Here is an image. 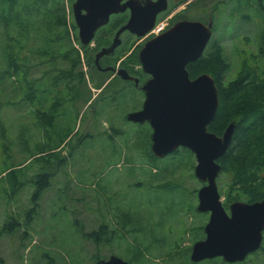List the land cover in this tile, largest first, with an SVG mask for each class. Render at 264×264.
Instances as JSON below:
<instances>
[{
  "label": "rangeland",
  "instance_id": "obj_1",
  "mask_svg": "<svg viewBox=\"0 0 264 264\" xmlns=\"http://www.w3.org/2000/svg\"><path fill=\"white\" fill-rule=\"evenodd\" d=\"M17 1L19 7L26 11L23 17L29 23L32 33L37 34L41 28L38 33L51 35L59 52L51 55H44L42 51L40 55L32 53L33 64L29 76L38 78L39 83L47 84L49 88L46 99L38 104L24 97L25 90L19 81L11 79V82L7 78L8 73L3 71V49L0 44V179L6 174L4 170L13 164L23 167L25 177L21 179L25 182L24 190L17 196L18 200L14 199V203L6 197L11 179L0 181V226L11 212L23 218L20 231L5 234L0 239V264H95L97 258H108L114 253L127 257L123 254L124 246L143 241L142 231L125 234L116 225L118 230L113 234L114 240L100 246L84 234V231L97 229L102 223H108L113 228L116 221H121V211L115 208L114 201L123 203L121 206L135 225H147L155 230L154 234L166 232L161 225H157L159 222L165 221L164 224L170 228L169 241L172 248L169 256L165 249L156 251L151 248L145 254L147 258L155 259L151 264H188L184 256L187 252L191 253L194 240L203 235L200 228L206 222V216L197 215L193 211V207L198 205V190L203 185L193 175L195 155L194 158L185 155L177 161L167 157L151 163L136 150L129 153L125 139L132 137L142 142L143 136L140 134V124L125 120V117L129 112L142 107L143 92L124 84L121 88L124 95L117 102H111L112 90L101 92L94 86L113 75L109 76V72L101 74V71L90 69L87 65L84 50H80L78 28L77 31L74 29L75 0H41V4L37 5L40 19L33 13H27L31 10L24 6V0ZM26 1L33 3L34 0ZM175 1L179 2L170 0V5L174 6ZM202 1L207 0H194L191 7L183 4L180 6L181 14L208 21L211 15L209 9L212 10L216 4L211 2L210 6L201 8ZM253 1L223 0L217 10H213L214 36L221 40L231 64L230 76H236L242 64L256 63L253 58L261 45L264 32V7ZM184 6L187 8L184 9ZM207 11L210 12L208 15ZM173 13L166 14L163 19L170 21ZM42 40L44 38L38 35L37 41L40 43ZM141 40L135 38L129 44L131 46L126 54H130L132 47ZM92 46L87 51L90 57L96 47ZM73 64L76 69L72 68ZM79 68L87 75V86L80 84L81 90L85 93L91 90L93 97L99 94L93 103L81 96L75 99L76 102L70 101L76 95ZM90 74L94 79L88 78ZM118 86L113 90L120 89V81ZM55 100L61 101L57 109L61 113L66 112V117L51 134L46 135V143L48 140L60 139L65 133L76 134L78 129L80 134H87V137L83 139L85 144L73 151V155L70 154V138L48 151L51 155H58L55 158L59 161V157L68 158L65 162L54 161L48 166L42 159L38 161L39 157L34 158L44 139V136L39 135L36 116H42V113L50 115ZM78 138L82 137L79 135ZM75 141L76 138L73 144ZM130 154L134 159L130 158ZM32 158L34 160L30 162ZM41 172H51L52 175L39 182L37 175ZM167 180L170 181L168 186L160 190L158 184L161 181L166 183ZM217 181L220 191L228 192L229 179L220 175ZM176 184L183 185V193H172ZM44 185L47 188L37 201V212L30 217L28 210L33 206V193L37 187ZM222 200L226 201V194L222 195ZM176 208L182 211L170 222L169 215ZM150 240L157 242L155 238ZM132 258L141 264L139 259ZM213 259L203 260L199 264H231L223 263L221 258ZM242 263L264 264V241L262 247Z\"/></svg>",
  "mask_w": 264,
  "mask_h": 264
},
{
  "label": "trees",
  "instance_id": "obj_2",
  "mask_svg": "<svg viewBox=\"0 0 264 264\" xmlns=\"http://www.w3.org/2000/svg\"><path fill=\"white\" fill-rule=\"evenodd\" d=\"M24 1V6L31 10L27 13H33L35 16L38 17V19H40L41 13L37 9V5L41 4V0H34L33 3L28 2L26 0ZM183 1L187 0H182L180 1L182 3L179 4H183ZM258 3L264 7V3L260 1ZM24 12L26 13L25 10H22L19 7V1L0 0V26L2 27V33H0L2 34V40L0 41V44L2 47L1 49H3L1 57L4 63L3 66L5 67L3 71L8 73L7 78L11 82H13L11 80L13 79L14 82L19 81L20 84L23 85V88L25 90V98L40 104L43 99H46V95L48 93L49 88L47 84L42 85L41 83H39L40 80H38V78H31L29 76L30 67L33 64L31 59L32 53L35 54L37 52L40 55V52L42 51L44 55H51L56 54L59 51L54 45L51 39V35L46 33H38L40 32L41 28L37 30V34L32 33L31 29L29 28V23H26L25 17H23ZM128 17V12L114 15L111 17V20L107 26L97 31L94 40L96 46L93 49L94 53L102 46H110L114 34L122 25L127 22ZM58 22L66 24V22L64 23L61 20H59ZM32 29L34 28L32 27ZM74 29L75 31H77V27L75 24ZM38 35L44 38V40H42L40 43L37 41ZM127 37L125 43L120 46L119 49L117 48V53L115 57L111 60V63H113L112 70H115L117 68L116 65H118L119 60L128 52L129 46H131L129 44H131L132 42V37ZM261 43L262 44L260 47V53H258L253 58L256 59V63L254 62V65L251 66L245 65L247 67L241 68L236 76H230L231 64L228 62V58L225 55L223 46H218L217 44L214 47L212 45L208 53H205L195 62H191L187 66L189 75L192 79L198 77L203 73H207L215 79V83L218 88L219 104L215 117L208 125V130L217 134L218 136H222L231 122L234 121L236 124L230 145L226 153L218 160L221 164L220 175H225L229 179L228 192H223L221 190L222 195L226 194V201L224 202L226 208H228L229 204L234 200H242L248 203L264 200V32L261 36ZM79 44L80 50L81 48L84 50L87 65L90 67V69L94 68L99 71L93 59L95 57L94 53L92 54L93 57L92 55L91 57L87 55V51L90 46H86L82 43ZM140 47L141 46H138L129 54V63L131 64V66L129 65V63L127 64L126 61L121 63V66L126 68L127 70H134V68L140 66L138 70L141 75L139 79V87H136L133 84H128V82L122 80L120 76L116 75L117 78H112L108 82V84L101 90V92L109 89L112 90L113 94L110 95L111 102H117L118 98L124 95L121 89L124 84H127L130 87L133 86L137 89V91L140 90L141 92H143L140 86L145 83L146 79L148 78V75L141 68V64L138 57ZM56 56L57 55L53 56V58H55ZM79 57L80 53L77 57V60H79ZM74 64L72 65V68L76 69ZM100 64L103 66L104 62L101 60ZM108 72L109 76L113 74L110 71ZM100 73L105 74L107 72L101 71ZM86 77L87 75L83 71V69L79 68L76 76V95L73 96L70 101L76 102L75 99L81 96L85 98L88 102L92 101L93 103L94 100L97 98L99 94L95 98H93L91 90L88 89V93H85L81 90L80 84H84L85 86H87ZM88 78L94 79L91 74ZM108 79L109 78H105V80H101L100 83H95L94 86L98 89H101L103 84ZM118 81H120V89L114 91L113 89L119 87ZM59 105H61V101L55 100L52 106L53 109L51 110L52 113L50 115L42 113V116H36V125L39 131V135L41 137L44 136V139L42 141L43 144L41 149L38 148V151L34 155V158L39 157L37 158V160L39 161L42 159L44 161L43 163L48 166L51 165L54 161L62 163L65 162L66 159H62L59 157V161L57 160V158H55L58 157V155H51L48 151H51L54 148L60 146V144L63 143L66 138H70V141H72L70 154L73 155V151H76L82 145L85 144L86 141H84L83 139L84 137H87V134H80L78 129L76 131L77 133L75 132L76 134L65 133L60 139L56 141L48 140V142L46 143V135L51 134L52 130L56 129V127L63 122L62 120H65L66 112L61 113L57 109ZM125 120H127L126 117ZM139 126L141 129L140 134L141 136H143L142 142H139L138 140H133L132 137L131 139L126 138V148L129 153L130 151L136 150L138 151V153H142L140 155H142V157L148 160L149 162L156 163L159 159L162 158H159L152 153V128L148 123ZM123 132L126 133L124 129ZM79 135L82 137L81 139L78 138ZM58 136L59 134L57 131V137ZM75 138L76 143L73 144ZM45 155H48V157H46ZM185 155H190L194 158V153L188 148L184 147L177 149L175 152L171 153L170 155L164 158L169 157L170 160L177 161L179 160V158L181 160V158H183ZM34 158H32L30 162L33 161ZM130 158L134 159L132 154H130ZM192 165L196 166V161H194ZM20 166L21 165L17 164L8 166L4 170L6 174L3 175L0 179V181H8L9 178L11 179L12 185L9 184L10 190L6 191V197L9 200L12 199L11 203H14V199L18 200L17 196H19L21 191L24 190L25 182H23L21 179H25V177L24 171L22 169L23 167ZM51 175V172H41L37 175V179L40 182L42 178H45L47 180L51 177ZM193 175L195 176V172L193 173ZM161 182L158 184V188L160 190H163V188H165L166 185L170 183L169 180H167L166 183ZM46 188L47 185L39 186L34 191L33 196L31 198L33 206L28 210V214L30 217H33V213L37 212V201L39 200L41 194ZM172 193H183V185H174ZM114 203L115 208L121 211V213L119 214L121 216V221H116L113 228L108 223H102L97 229H92L88 232L84 231V234L87 238L96 242L97 246H100L105 243L109 244L114 240L113 234L118 230V228L116 227L117 225L118 227H120L119 230H121L125 234L139 231H142L143 233V241L137 242V244H130V246H124L125 252L123 254H126L127 257L121 254H117L123 257L124 259L129 260L132 264L138 263V261L135 262L132 257H136L137 259H139L141 264H151V262L155 259L147 258L145 256V254H147L151 248L156 251H160V249H165L166 255L169 256V250L170 248H172V243L169 241L170 228H167V225L164 224L165 221L159 222L157 225H161L164 229H166V232H164L163 234H154L155 230L147 225L133 224L131 216L126 214L124 208L121 206L123 203L118 201H114ZM109 205L111 204L109 203ZM180 211H182L181 208H176V210L171 215H169L171 217H169L168 220L171 222L172 220L176 219V215ZM193 211H195L197 215L206 216V222L200 228L202 230L203 235L200 238L195 239V242L205 237L204 227L207 223L208 215L206 213L198 212L195 206L193 207ZM166 218L167 216H165V219ZM22 219V216L18 217L14 215L13 212L8 214L5 217L3 225L0 226V239L5 234L10 235L18 230L20 231L23 225ZM137 227H141L143 229H137ZM152 238L157 239V242L154 243L153 240H150ZM165 243L167 244V247H165ZM119 247H121V245H119ZM189 256V252H187L184 256L188 264L190 261ZM222 262L225 263L223 260ZM235 264L243 263L241 262Z\"/></svg>",
  "mask_w": 264,
  "mask_h": 264
},
{
  "label": "water",
  "instance_id": "obj_3",
  "mask_svg": "<svg viewBox=\"0 0 264 264\" xmlns=\"http://www.w3.org/2000/svg\"><path fill=\"white\" fill-rule=\"evenodd\" d=\"M168 5V0H76L73 13L79 38L82 44L89 45L112 15L130 10L128 22L115 35V44L97 53L99 66L101 56L115 52L124 32L144 36ZM211 35L210 25L186 19L147 41L139 52L142 68L150 75L141 87L145 100L142 109L128 113L127 119L151 125V150L157 157H165L180 147L195 154V175L205 183L198 192L197 209L210 212V218L204 228L206 237L192 247L191 260L199 262L222 257L233 263L243 261L262 245L264 200L235 201L230 205V213L222 202L217 184L221 171L218 160L226 153L236 124L231 122L222 136L208 130L219 104L215 79L207 73L192 79L187 68L203 55ZM121 69L124 73V68ZM126 73L125 77L118 74L123 79H132ZM95 264L130 263L112 255Z\"/></svg>",
  "mask_w": 264,
  "mask_h": 264
},
{
  "label": "flooded vegetation",
  "instance_id": "obj_4",
  "mask_svg": "<svg viewBox=\"0 0 264 264\" xmlns=\"http://www.w3.org/2000/svg\"><path fill=\"white\" fill-rule=\"evenodd\" d=\"M125 1V0H124ZM179 1H182V0H179ZM221 1H223V0H207L206 2L205 1H202V3H201V5H200V7L202 8V7H206V6H210V4H211V2H213L214 4H216V6H214V8L217 10V7L220 5V2ZM262 2V3H264V0H254L253 1V3L254 2ZM185 4H186V6L187 7H190V6H192V3H193V1L192 0H187V1H183ZM168 3H169V5H168V8L166 9V10H164V11H162V12H160L158 15H157V17H161L162 15H164V14H166L167 13V11L170 9V11H169V15H170V13H173L174 11H176L175 13H173V14H171V20L169 21V28H171L174 24H176L177 22H179V21H181V20H186V19H191V20H197V21H202V22H204L205 24H207V25H210L211 26V29H212V35H211V38H210V40H209V42H208V44H207V46H206V48H205V50H204V53H203V55L205 54V53H208L209 52V49L211 48V46L213 45V47L217 44L218 46H222V43H221V40L218 38V37H216V35L214 36V15H213V10H214V8H212V10H210L209 9V11L211 12V15H210V18H209V20L207 21V19H204V18H196V19H193V18H191V17H187V16H184V14H181V8H180V6H182L183 4H180L179 5V3L180 2H178V1H175V5L173 6V5H170V0H168ZM186 6H184L183 8L184 9H186L187 7ZM126 11H128V13H129V17H130V10L129 9H127ZM209 11H207V15H208V13H210ZM129 17H128V19H129ZM116 34V33H115ZM115 34H114V37H113V40H114V38H115ZM127 36H130V37H132V39H131V41L132 42H134L135 41V38H136V40L137 39H139L135 34H132V33H130V32H127V34L125 35V34H122V36H121V38H122V40H121V43H120V45L118 46V47H120V46H122L124 43H125V41L127 40ZM127 37V38H126ZM113 40H112V42L110 43V45L113 43ZM131 42V43H132ZM146 42V41H145ZM142 44H143V42H140V43H138L137 45H135V46H133L132 47V51L134 50V49H136L138 46H141L142 47ZM262 44V43H261ZM104 47H108V45L107 46H102L100 49H98V50H96L95 51V53H94V55H95V57L93 58L94 59V61H95V63H96V60H95V58L97 57V53L102 49V48H104ZM260 47H261V45H260ZM260 47L258 48V51H257V54L258 53H260ZM116 53H117V51L115 50V52L113 53V54H105V55H103V56H101L100 57V59H99V63H100V61L102 60L103 62H104V65L102 66L101 64H100V66L102 67V68H99L97 65H96V67L100 70V71H103V72H108V71H112V72H114V75L116 74L115 73V71L114 70H112V68H113V63H111V60L115 57V55H116ZM256 54V55H257ZM138 57H139V54H138ZM124 61H126L127 62V64L129 63V54H126V55H124L120 60H119V63H118V65H116V67H122L121 66V63L122 62H124ZM126 64V65H127ZM129 65L131 66V64L129 63ZM245 65H248V66H251V65H249V64H242V66L240 67V69L241 68H243V67H247V66H245ZM139 67L140 66H137L136 68H134V70H127L126 68H125V70L128 72V74L132 77V79H129V80H126V79H123L122 78V80H124V81H127L128 82V84H133V85H135L136 87H139V84H140V73L138 72V70H139ZM252 67H255V66H252ZM104 68H108V70L107 71H105V70H103ZM142 68V67H141ZM143 69V68H142ZM144 71V70H143ZM146 73V72H145ZM147 74V73H146ZM148 75V78L146 79V80H148L149 78H150V75L149 74H147ZM137 81V82H136ZM202 262V261H201ZM201 262H197L196 264H199V263H201Z\"/></svg>",
  "mask_w": 264,
  "mask_h": 264
},
{
  "label": "built area",
  "instance_id": "obj_5",
  "mask_svg": "<svg viewBox=\"0 0 264 264\" xmlns=\"http://www.w3.org/2000/svg\"><path fill=\"white\" fill-rule=\"evenodd\" d=\"M166 25H167L166 21H160L155 26V28L152 30L151 33H153V34H159L160 32H162L165 29Z\"/></svg>",
  "mask_w": 264,
  "mask_h": 264
},
{
  "label": "bare ground",
  "instance_id": "obj_6",
  "mask_svg": "<svg viewBox=\"0 0 264 264\" xmlns=\"http://www.w3.org/2000/svg\"><path fill=\"white\" fill-rule=\"evenodd\" d=\"M130 4H132V3H130ZM115 41H116V37H115L114 42H113L114 44H115ZM118 73L125 77L124 73L122 72V69H119Z\"/></svg>",
  "mask_w": 264,
  "mask_h": 264
}]
</instances>
